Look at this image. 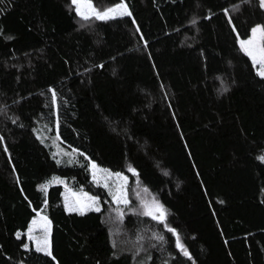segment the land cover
I'll return each mask as SVG.
<instances>
[{
	"label": "trees",
	"instance_id": "obj_1",
	"mask_svg": "<svg viewBox=\"0 0 264 264\" xmlns=\"http://www.w3.org/2000/svg\"><path fill=\"white\" fill-rule=\"evenodd\" d=\"M124 2L132 17L83 26L71 0L0 3V264H135V247L148 264H264V79L237 43L264 10L258 0ZM89 160L154 195L193 260L132 212L113 237ZM54 177L99 196L102 212H68ZM38 212L55 261L22 247Z\"/></svg>",
	"mask_w": 264,
	"mask_h": 264
},
{
	"label": "snow or ice",
	"instance_id": "obj_2",
	"mask_svg": "<svg viewBox=\"0 0 264 264\" xmlns=\"http://www.w3.org/2000/svg\"><path fill=\"white\" fill-rule=\"evenodd\" d=\"M72 4L75 5V11L78 16L83 20H89L94 18L97 21L107 22L116 18L123 17H132V12L128 8L124 0H119V2L106 7L102 10L96 8L92 0H71ZM245 3L249 0H244ZM0 3H3V0H0ZM258 6L261 10H264V0H258ZM225 14H228V10L224 9ZM210 18V17H206ZM229 24L233 25V31H235V25L232 22L231 17L229 16ZM132 23L136 24L135 19H132ZM192 25H196L197 19L193 18L190 22ZM83 26V25H82ZM136 30L139 32L140 28L137 25ZM2 31V30H0ZM251 35L247 39L239 38L237 34V43L241 51L249 57L252 62L253 67L257 69L256 74L264 79V24H255L250 28ZM6 39H12L11 36H7ZM143 39V36H141ZM147 43L145 42V47ZM258 66V67H257ZM103 67V65H99ZM52 92V102H56V92ZM220 91H227L226 87H222ZM3 137L0 136V142L3 141ZM5 152L8 151L7 147L4 149ZM259 159L264 162V155L260 156ZM57 164L60 163V160L56 161ZM89 171L91 172L93 181L98 185H101L105 190H107L108 195L111 197V202L116 205L111 211L115 212L116 218L119 221H123L126 210L131 211L134 215H142L149 217L151 220L156 221L158 224L163 225L168 232L172 233L176 237L175 246L176 248L186 257L189 261L193 260V257L186 246L181 242L179 233L176 228L169 226L167 220V211L162 204H160L155 198L150 200L144 199L142 196L138 195L140 200L139 208H130V200L128 197V180L129 177L124 175L122 172H113L107 168L99 166L95 161H88ZM128 171L132 176L139 178V173L137 168L130 167ZM113 177L115 179H113ZM53 179H59L54 177ZM63 183V181H61ZM43 190H47V185L41 186ZM145 192L148 190L145 188ZM47 203V201H45ZM221 203H224L221 201ZM65 208L69 212H77L83 215L87 211H94L97 213L102 212L101 198L99 196H88L85 194L84 198H75L69 202L68 197L65 198ZM111 218V217H110ZM40 220L43 222L41 227L42 235L34 234L33 227H29L27 230V239L32 242L34 245V251L38 254H43L44 256L50 257L53 261L56 260V257L53 255L52 243H51V222L47 217L41 216ZM37 222L32 221V224L35 225ZM20 233L17 232L16 236L19 239ZM153 236L159 241H164V236L157 235L153 233ZM24 250L29 251V243H22ZM112 247L115 249L117 247L116 241L112 242ZM141 251H145L142 247H135V250L132 252V258L135 261V264H148V261L151 259L150 254H146L143 259L136 260V257L140 256ZM113 255H116L114 252ZM58 264V262H57ZM194 264V262H193Z\"/></svg>",
	"mask_w": 264,
	"mask_h": 264
},
{
	"label": "rangeland",
	"instance_id": "obj_3",
	"mask_svg": "<svg viewBox=\"0 0 264 264\" xmlns=\"http://www.w3.org/2000/svg\"><path fill=\"white\" fill-rule=\"evenodd\" d=\"M94 5V4H93ZM95 6V5H94ZM72 7H73V9L75 10V5L74 4H72ZM96 7V6H95ZM97 8V7H96ZM99 9V8H98ZM100 10H102V9H100ZM76 12V11H75ZM78 16V15H77ZM78 18H79V21H80V24L81 25H86V24H88L89 23V21H95V19L94 18H90L89 20H83L80 16H78ZM258 67V66H257ZM256 69V68H255ZM256 71H257V69H256ZM124 174V173H123ZM124 175H126V174H124ZM128 176V175H127ZM129 177V176H128ZM113 179H115L114 177H113ZM92 180H93V178H92ZM56 183H60V184H62L63 185V187H64V193H63V200H64V205H65V198L66 197H68V199H69V202H71V200H73V199H75V198H81V199H83L84 198V196H85V194H87L88 196H94V195H92V194H90V193H88V192H86V191H75V190H73V189H71L63 180H57V179H55L54 180ZM61 181H63V183H61ZM93 183L95 184V186H98V187H102L101 185H98L96 182H94L93 181ZM103 188V187H102ZM133 189H131V187H130V182H129V180H128V197H129V200H130V208H139V206H140V200L138 199V195L139 196H142L144 199H148V200H150V199H152V198H155L156 200H157V198L154 196V195H152L149 191H147V192H145L144 191V187H142V186H140V185H138V186H134V187H132ZM106 192H107V190H106ZM130 192H132V196H131V193ZM108 194V193H107ZM109 198H110V200H111V197L109 196ZM158 201V200H157ZM159 202V201H158ZM160 203V202H159ZM161 204V203H160ZM109 205V208H108V212H107V214H106V221L108 222V225H109V228H110V230H111V233H112V235H113V237H117V236H119L120 235V227H121V225H122V222L123 221H119L117 218H116V214H115V212H113V211H111V209H114L115 207H116V205L115 204H113L111 201H110V203L108 204ZM69 212V211H68ZM87 212H89V211H87ZM87 212H85V213H87ZM127 212H131V211H128V210H126V212H125V215H126V213ZM74 213H77V212H74ZM79 214V213H78ZM41 216H45L44 214H42V213H40V212H38L37 213V215L32 219V221L33 220H35L37 223L35 224V225H33L32 224V221H31V223H30V225H29V227L31 226V227H33V229H34V234H36V235H42V232H41V227H42V221L40 220V217ZM45 217H47V216H45ZM111 217V218H110ZM125 217V216H124ZM48 218V217H47ZM49 220V219H48ZM50 221V220H49ZM51 222V221H50ZM50 228H51V235H52V224H50ZM25 235H26V238H27V231H26V233H25ZM21 236V235H20ZM50 239H51V237H50ZM27 243H29V245H30V248H31V246L33 247V249H34V245L32 244V242H30V241H28V239H27Z\"/></svg>",
	"mask_w": 264,
	"mask_h": 264
}]
</instances>
